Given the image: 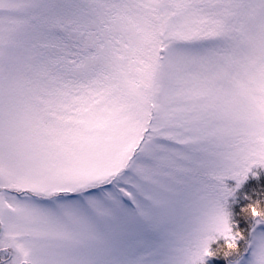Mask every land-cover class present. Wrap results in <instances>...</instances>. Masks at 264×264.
Returning a JSON list of instances; mask_svg holds the SVG:
<instances>
[{
	"label": "snow or ice",
	"instance_id": "snow-or-ice-1",
	"mask_svg": "<svg viewBox=\"0 0 264 264\" xmlns=\"http://www.w3.org/2000/svg\"><path fill=\"white\" fill-rule=\"evenodd\" d=\"M264 264V0H0V264Z\"/></svg>",
	"mask_w": 264,
	"mask_h": 264
},
{
	"label": "rangeland",
	"instance_id": "rangeland-1",
	"mask_svg": "<svg viewBox=\"0 0 264 264\" xmlns=\"http://www.w3.org/2000/svg\"><path fill=\"white\" fill-rule=\"evenodd\" d=\"M216 264H223V261H217Z\"/></svg>",
	"mask_w": 264,
	"mask_h": 264
}]
</instances>
